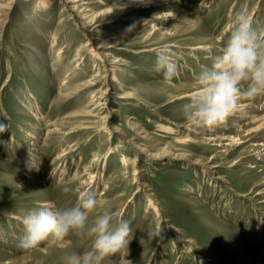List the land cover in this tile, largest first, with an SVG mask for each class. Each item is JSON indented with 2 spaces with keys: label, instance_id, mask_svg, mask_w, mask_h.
Listing matches in <instances>:
<instances>
[{
  "label": "rangeland",
  "instance_id": "1",
  "mask_svg": "<svg viewBox=\"0 0 264 264\" xmlns=\"http://www.w3.org/2000/svg\"><path fill=\"white\" fill-rule=\"evenodd\" d=\"M68 2L0 0V264L90 249L75 233L18 247L27 211L74 206L89 189L97 213L133 229L101 264H264V134L239 112L199 128L183 113L235 16L264 30V0ZM162 48L179 66L172 80L155 69ZM245 101L264 114V94Z\"/></svg>",
  "mask_w": 264,
  "mask_h": 264
},
{
  "label": "clouds",
  "instance_id": "2",
  "mask_svg": "<svg viewBox=\"0 0 264 264\" xmlns=\"http://www.w3.org/2000/svg\"><path fill=\"white\" fill-rule=\"evenodd\" d=\"M261 31L264 30L246 13L235 16L221 53L198 74L197 87L183 106L184 116L191 126H219L241 109L243 101L264 94V36ZM155 69L162 72L165 80H172L179 74L177 62L166 48L159 51ZM8 127L0 122V133ZM70 191V187L63 188L64 193ZM99 207L98 194L89 189L80 193L74 206L30 209L22 218L24 232L18 247L32 250L49 238L63 241L75 233L91 238L92 247L68 255L65 264H101L105 257L128 246L133 229L130 221L117 217L109 208L97 213ZM161 231V227L159 230L150 228L148 238L158 237Z\"/></svg>",
  "mask_w": 264,
  "mask_h": 264
},
{
  "label": "bare ground",
  "instance_id": "3",
  "mask_svg": "<svg viewBox=\"0 0 264 264\" xmlns=\"http://www.w3.org/2000/svg\"><path fill=\"white\" fill-rule=\"evenodd\" d=\"M69 4L70 3H74L76 2L77 0H68ZM73 9L77 8L78 5H70ZM169 46V45H168ZM104 47H106L105 45L101 44L100 45V49L102 50L105 49ZM154 47V46H153ZM200 47V46H199ZM98 53L97 55H99L100 57H102L103 55L105 56V54L103 53V51H100V50H97ZM105 52V51H104ZM238 117H246L249 119L250 122H253L252 125H254L252 128H249L247 131L248 133H252V132H262L264 134V114L260 111H258V109H254L252 103H248L247 101H243L242 102V107L241 109L238 111ZM225 124V123H224ZM225 127V126H224ZM159 129H162L164 130L165 132H168V133H175L174 129L172 127H170V125H163L161 127H159ZM258 134V133H257ZM255 134V135H257ZM225 138V137H224ZM238 139L237 137L235 138V136H232L231 139ZM264 138V137H262ZM226 139V138H225ZM239 140V139H238ZM235 142V141H234ZM258 142V141H257ZM239 144V143H238ZM258 148L257 150V154L258 155H262L261 153H264V142H261V144H255ZM63 156V155H62ZM122 160L124 161H129L130 159V156L127 155L125 152H122V156L120 157ZM97 159V158H96ZM262 160V158H261ZM34 163V162H33ZM46 205H50L49 202H45ZM189 241V240H188ZM191 242V241H190ZM193 243V242H192ZM204 257V256H203ZM207 260V259H206ZM204 261V260H203ZM258 264H262L261 262L258 263Z\"/></svg>",
  "mask_w": 264,
  "mask_h": 264
}]
</instances>
